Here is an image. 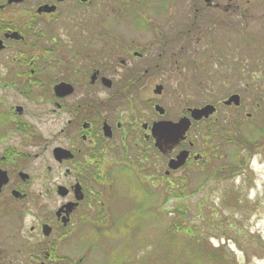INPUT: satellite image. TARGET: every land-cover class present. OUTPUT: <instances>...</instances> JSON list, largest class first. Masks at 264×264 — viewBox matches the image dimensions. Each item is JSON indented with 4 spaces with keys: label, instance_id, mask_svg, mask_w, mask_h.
I'll use <instances>...</instances> for the list:
<instances>
[{
    "label": "flooded vegetation",
    "instance_id": "flooded-vegetation-1",
    "mask_svg": "<svg viewBox=\"0 0 264 264\" xmlns=\"http://www.w3.org/2000/svg\"><path fill=\"white\" fill-rule=\"evenodd\" d=\"M226 81L264 86V0H0V264H67L66 241L113 229L131 191L190 199L219 135L240 144L241 98L180 101Z\"/></svg>",
    "mask_w": 264,
    "mask_h": 264
},
{
    "label": "rangeland",
    "instance_id": "rangeland-1",
    "mask_svg": "<svg viewBox=\"0 0 264 264\" xmlns=\"http://www.w3.org/2000/svg\"><path fill=\"white\" fill-rule=\"evenodd\" d=\"M189 87L180 106L240 96V144L219 135L210 171L191 175L190 199L131 191L113 229H83L66 241L67 264H264V86Z\"/></svg>",
    "mask_w": 264,
    "mask_h": 264
},
{
    "label": "water",
    "instance_id": "water-1",
    "mask_svg": "<svg viewBox=\"0 0 264 264\" xmlns=\"http://www.w3.org/2000/svg\"><path fill=\"white\" fill-rule=\"evenodd\" d=\"M226 105L234 104L235 106L239 105V97L234 95L231 96L226 102ZM214 111V108L212 106H206L202 109H196L191 110V119L193 121L201 120L202 118H207L209 115H211ZM190 127V121L188 119H181L176 124L171 123H163L160 125L159 131L160 135H163V141L166 144H176L180 140L183 139L186 131ZM175 163L174 165H170L172 169H177L180 167L183 163Z\"/></svg>",
    "mask_w": 264,
    "mask_h": 264
}]
</instances>
